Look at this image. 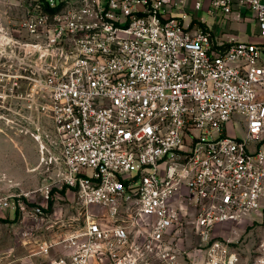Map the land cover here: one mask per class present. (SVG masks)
Returning a JSON list of instances; mask_svg holds the SVG:
<instances>
[{"label": "built area", "instance_id": "1", "mask_svg": "<svg viewBox=\"0 0 264 264\" xmlns=\"http://www.w3.org/2000/svg\"><path fill=\"white\" fill-rule=\"evenodd\" d=\"M16 8L0 16V125L36 142L45 182L41 204L0 207L34 264H264V243L248 259L223 234L264 210V0ZM61 193L75 216L48 214Z\"/></svg>", "mask_w": 264, "mask_h": 264}, {"label": "rangeland", "instance_id": "2", "mask_svg": "<svg viewBox=\"0 0 264 264\" xmlns=\"http://www.w3.org/2000/svg\"><path fill=\"white\" fill-rule=\"evenodd\" d=\"M19 0H0V16H18L16 10ZM249 15V14H248ZM205 17V15H204ZM213 24L215 20L206 18ZM222 19L219 17L216 22ZM238 24V25H237ZM224 31L231 33L241 41H254L257 34L254 23L240 24L234 20L223 22ZM229 129L230 134L240 137L237 127ZM38 146L30 137L20 133L18 127L0 125V199L7 195H21L24 200L34 204H41L42 199L37 192L45 182V176L38 166ZM56 195V194H55ZM25 196V197H24ZM51 211L55 217L76 215L74 197L71 193H61L50 200ZM24 227L18 223L17 216L9 214L0 207V264H31L35 258L30 257L33 245L30 238L22 235ZM223 227L216 229L220 234ZM223 233L237 242L236 246L244 257L250 259L259 244L264 243V210L254 221H245L227 226ZM193 240V239H191ZM189 241V240H188ZM36 262V260H35Z\"/></svg>", "mask_w": 264, "mask_h": 264}, {"label": "crops", "instance_id": "3", "mask_svg": "<svg viewBox=\"0 0 264 264\" xmlns=\"http://www.w3.org/2000/svg\"><path fill=\"white\" fill-rule=\"evenodd\" d=\"M248 23H250V22H247V24H248ZM240 24H246V23H240ZM237 25H238V24H237ZM33 260H34V262L32 261V262H31V264H34V263H36V262H37V260H36V259H33ZM35 260H36V262H35ZM27 264H29V263H27Z\"/></svg>", "mask_w": 264, "mask_h": 264}]
</instances>
